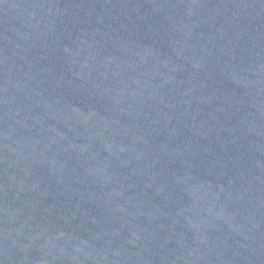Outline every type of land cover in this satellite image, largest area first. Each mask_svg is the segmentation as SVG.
Segmentation results:
<instances>
[{
	"label": "water",
	"instance_id": "water-1",
	"mask_svg": "<svg viewBox=\"0 0 264 264\" xmlns=\"http://www.w3.org/2000/svg\"><path fill=\"white\" fill-rule=\"evenodd\" d=\"M0 264H264V0H0Z\"/></svg>",
	"mask_w": 264,
	"mask_h": 264
}]
</instances>
